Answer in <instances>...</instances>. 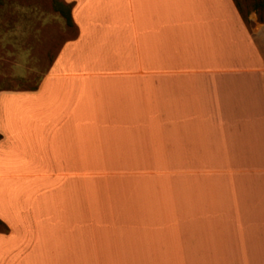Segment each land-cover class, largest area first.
<instances>
[{
  "label": "crops",
  "instance_id": "obj_1",
  "mask_svg": "<svg viewBox=\"0 0 264 264\" xmlns=\"http://www.w3.org/2000/svg\"><path fill=\"white\" fill-rule=\"evenodd\" d=\"M58 1L73 36L0 91V264H264V21Z\"/></svg>",
  "mask_w": 264,
  "mask_h": 264
},
{
  "label": "rangeland",
  "instance_id": "obj_2",
  "mask_svg": "<svg viewBox=\"0 0 264 264\" xmlns=\"http://www.w3.org/2000/svg\"><path fill=\"white\" fill-rule=\"evenodd\" d=\"M264 20V0H235ZM58 0H0V91L34 88L59 45L74 34ZM4 228L0 225V231Z\"/></svg>",
  "mask_w": 264,
  "mask_h": 264
},
{
  "label": "trees",
  "instance_id": "obj_3",
  "mask_svg": "<svg viewBox=\"0 0 264 264\" xmlns=\"http://www.w3.org/2000/svg\"><path fill=\"white\" fill-rule=\"evenodd\" d=\"M258 20H259V21H261V22H262V21H264V20H263V19H261L259 16H258Z\"/></svg>",
  "mask_w": 264,
  "mask_h": 264
}]
</instances>
